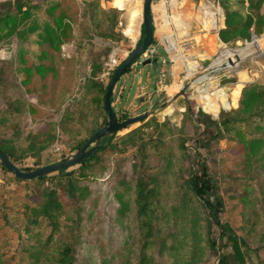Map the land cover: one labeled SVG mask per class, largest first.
I'll return each instance as SVG.
<instances>
[{
	"label": "rangeland",
	"instance_id": "obj_1",
	"mask_svg": "<svg viewBox=\"0 0 264 264\" xmlns=\"http://www.w3.org/2000/svg\"><path fill=\"white\" fill-rule=\"evenodd\" d=\"M7 1L13 0H0V3ZM69 1L72 3L71 13L76 16L73 29L77 36L72 42L63 45L56 55L54 65L57 66V76L50 75L46 82H39L40 79L34 81L38 100L25 96L20 86L22 77H11L12 90L7 95L12 96L15 103L18 99L31 100L37 111L20 123L21 136L11 138V146L16 156L12 162L22 171H33L65 160L76 153L75 148L80 142L86 141L92 133L107 126V113L92 103V98L97 93L94 85L107 87L114 71L136 49L137 42L141 39L144 0H123L125 11L122 14L125 24L122 29L121 26L116 29L120 35L117 39L97 36V31L109 32V29L105 24L96 30L92 24L93 10L88 5L93 0ZM239 1L228 0L232 6H236ZM161 2L169 7L171 0H154L153 6ZM180 2H184V5H179L176 11L181 14L189 10L190 34L197 36L195 46L199 54L195 57L194 71L186 74L183 63H177L166 53L163 41L164 23L161 17L155 16V54L149 59H140L121 78L114 90L112 104L120 122L125 115L135 118L149 114V118L119 132L113 141L115 150L104 154L96 172H88V178L83 180L87 183L90 194L81 206L76 205L83 218L82 239L76 255L78 264H135L139 241L132 211L134 204L131 203L130 211L121 213V206L114 197V187H117L121 175L129 174L137 165L142 141L159 136L170 145L169 150L178 152L175 140L181 137L186 140L188 154L195 158L196 139L203 128L189 119L188 112L191 110L197 114L202 111L218 119L223 110L237 108L238 99L247 85H264V52L253 45L262 34H253L249 42L223 46L214 57H207L202 53V35L209 39L210 51H214V39L218 37L220 28L212 31L214 20L206 17L204 11L209 7L208 11L215 18L221 15V11H226H223L221 4L214 5L208 0ZM100 4L104 9H115L112 0H100ZM196 5L195 24L202 32H194L192 28L193 8ZM261 13L264 14V4ZM126 26L128 28L125 32ZM90 35L94 37L91 39ZM181 43L182 46L186 45L184 40ZM34 49L29 42L21 43L17 38L0 43V68L6 67L14 73L21 52ZM112 58L113 64L110 62ZM227 59L232 63H228ZM148 60L152 63L145 64ZM44 83L46 89H42ZM4 106L3 97L0 98V109ZM43 142L47 149L39 153L38 145ZM31 147H34V151L29 153L28 148ZM202 155L199 162H192L191 165L199 169L202 164L206 165L214 186L211 201L220 200L224 203L222 220L229 223L252 246H256L260 238H264V228L258 230V233L249 232L250 225L247 216L241 212L243 202L239 196L245 190L258 193L263 179L258 177L251 180L254 174L243 170L244 157L241 148L232 143L214 142L209 149L202 150ZM103 165L108 170L101 175ZM78 167L75 166L69 171ZM51 175L42 183L40 189H36V184L30 181L16 180L0 163V249L7 256L6 259L13 260L12 264H45L42 252L46 257L50 255L44 250L33 252L34 257L29 251L32 243L38 240L30 235L39 233L38 228L27 232L30 221L27 206L33 207L35 204L30 192L37 196L41 190L50 191L59 187L60 199L65 209L73 205L68 196L66 180L59 182L58 172ZM174 188L166 187L163 191L162 204L168 205L169 210L160 220L165 223V237L175 232L176 222L171 208L175 204ZM245 205L252 211H264L261 202L254 204L252 199L244 200V207ZM199 213L202 218V213ZM177 219L179 220V216ZM48 234L47 230L43 233L44 236ZM66 235L64 230L60 237L65 238ZM213 236L218 238L217 228H214ZM262 258L264 259V255ZM38 259L41 263H37ZM194 261L197 264H218V257L214 253L196 250Z\"/></svg>",
	"mask_w": 264,
	"mask_h": 264
},
{
	"label": "trees",
	"instance_id": "obj_2",
	"mask_svg": "<svg viewBox=\"0 0 264 264\" xmlns=\"http://www.w3.org/2000/svg\"><path fill=\"white\" fill-rule=\"evenodd\" d=\"M208 1L214 5L221 4L223 11L226 12H223L219 35L214 39V51H210L209 39L202 35L201 48L205 56L214 57L223 46L249 42L253 34H262L264 14L261 13V9L264 0H240L236 6L230 5L228 0ZM112 4L115 9L110 10L104 9L100 0H93L88 5L93 10L92 24L96 30L105 24L108 26L109 32L97 31L99 37L117 39L120 35L116 29L119 26L121 29L124 27L123 0H112ZM196 7L197 5L193 8V28L197 32H202L195 24ZM71 8L72 3L69 0H13L0 3V43L17 38L19 42H29L35 48L34 51L21 52L14 73L6 67L0 68V98L4 97L5 102L4 108L0 109V150L9 156L11 161L16 159L11 138L20 137L22 134L20 123L27 116L35 115L37 112L31 100L18 99L15 103L14 98L7 95L12 90L11 77H22L20 86L25 96H32L38 100L34 81L40 79L39 82H46L50 75L57 76V66L54 65L56 55L63 45L72 42L77 36L73 29L76 16L71 13ZM134 17L135 22V13ZM189 17L191 21V13ZM127 28L128 26L125 32ZM189 31L191 32V23ZM143 35L142 25L141 38ZM92 36L90 35L91 39L94 37ZM138 43L139 41L137 46ZM108 86L94 85L97 93L92 98V103L96 108L104 110ZM42 89H46V83ZM188 114L190 120H194L203 128L196 139L195 158L188 154L186 140L181 137L175 140L178 152L169 150L170 145L159 136L142 141L137 165L129 174L121 175L117 187H114V197L121 206V213L130 211L131 203L134 204L132 211L139 241L135 264H197L194 261L196 250L214 253V256L218 257V264H264L262 258L264 238L261 237L259 243L252 246L229 223L224 222L221 218L224 203L220 200L211 201L214 186L206 165L202 164L200 169L198 163L196 165L198 168L191 165L192 162H199V159L203 158L202 150L209 149L214 142L226 141L240 147L244 157L243 170L254 174L251 180L258 177L263 179L258 193H249L245 190L240 194L239 198L243 202L240 209L247 216L251 234L258 233V230L264 228V211L260 213L257 210L252 211L248 205L244 207V200L252 199L254 204L261 202L264 208V85L257 83L247 85L238 99L237 108L223 110L218 119L202 111L195 114L190 110ZM128 119L129 117L125 115L122 122ZM115 137L102 141L100 149L83 161L78 169L58 172L59 182L66 180L68 184V196L72 200V207L65 209L60 199L59 187L50 191L41 190L37 196L36 193L30 192L35 204L33 207L27 206L30 212L27 232L30 229H39V233L30 235L38 238L32 243V251L29 250L32 256L35 257L33 252L45 250L50 253L46 257L42 252L45 264H78L76 255L82 239L83 218L76 205L81 206L90 194V189L83 180L88 178V172H96V167L101 164L104 154L115 150L113 145ZM86 141L80 142L75 151L80 150ZM38 146L39 153L47 149L44 142ZM33 149L34 147L28 148V152L32 153ZM101 170H103L101 175H104L108 168L103 165ZM48 176L30 183L36 184V189H40ZM15 179L23 181L16 177ZM172 186L175 187L173 190L175 204L171 208L176 225L175 232L165 237L163 233L165 223L160 220L169 210L168 205L162 204L163 191L166 187ZM199 212L202 213L205 223L202 222ZM214 228L219 230L218 238L213 236ZM45 230L49 231L47 236L43 235ZM64 230L67 235L62 238L60 236ZM6 258L0 249V264H12L13 260ZM40 259L37 263H41Z\"/></svg>",
	"mask_w": 264,
	"mask_h": 264
},
{
	"label": "water",
	"instance_id": "obj_3",
	"mask_svg": "<svg viewBox=\"0 0 264 264\" xmlns=\"http://www.w3.org/2000/svg\"><path fill=\"white\" fill-rule=\"evenodd\" d=\"M154 0H144L143 5V27L144 35L140 39L136 49L123 61L115 70L112 75L111 82L106 91V98L104 102V111L108 115V125L95 131L89 139L84 143L80 150L74 155L66 158L65 160L38 168L33 171L20 170L9 158V156L0 150V163L2 167L11 173L14 177L23 181H34L44 176L56 172H64L70 170L75 166H79L83 161L91 157L101 147L103 139L108 137H114L119 132L131 127L135 124L145 122L149 118V114H144L135 118H129L126 121L119 122L117 114L112 105V98L116 85L120 82L121 78L125 75L128 69H130L137 61H139L143 54L153 46L154 44V27L152 6ZM256 47L264 52V32L257 41ZM156 63V61H154ZM232 63L231 60L228 61ZM152 63L151 60L145 62V64ZM110 143V141H108Z\"/></svg>",
	"mask_w": 264,
	"mask_h": 264
},
{
	"label": "bare ground",
	"instance_id": "obj_4",
	"mask_svg": "<svg viewBox=\"0 0 264 264\" xmlns=\"http://www.w3.org/2000/svg\"><path fill=\"white\" fill-rule=\"evenodd\" d=\"M161 4V18L163 20L165 29L163 32V41L166 45L165 51L177 63L182 62L185 67L186 74H190L192 71H194V65L196 63L195 57L197 56L198 52L195 46L197 36L191 35L189 31V10H186L184 13L181 14L177 13V7L179 5H184V2H180V0H171L169 7H167L164 2H161ZM222 15L223 13L221 11V16ZM212 27H214V25ZM182 40L186 41L185 46H182ZM257 43L258 42L255 41L253 45L256 46ZM227 60L229 61L230 59Z\"/></svg>",
	"mask_w": 264,
	"mask_h": 264
},
{
	"label": "built area",
	"instance_id": "obj_5",
	"mask_svg": "<svg viewBox=\"0 0 264 264\" xmlns=\"http://www.w3.org/2000/svg\"><path fill=\"white\" fill-rule=\"evenodd\" d=\"M209 7H207V11H204V15H206V17H208L209 19H213L214 22L212 23V26L214 25V27H212V31H216L217 29H219L220 27V20L223 17V15H219L217 16V18H215V15H211L210 12L208 11ZM223 13V12H222ZM154 46H152L151 48H149L142 56L141 59L146 60L151 58L152 56H154L155 54V50L153 48ZM110 62H112V64L114 63V58L110 59Z\"/></svg>",
	"mask_w": 264,
	"mask_h": 264
},
{
	"label": "crops",
	"instance_id": "obj_6",
	"mask_svg": "<svg viewBox=\"0 0 264 264\" xmlns=\"http://www.w3.org/2000/svg\"><path fill=\"white\" fill-rule=\"evenodd\" d=\"M158 6H160V8L162 7V4L160 3H158V4H156V5H154L153 7H152V16H153V27H154V41H155V36H156V34H157V31H155V25H154V21H155V16H159V17H161V10L160 9H157L158 8ZM222 21H223V17H222V19L220 20V27L219 28H221L222 27ZM193 28V27H192ZM194 30V29H193ZM194 32H195V30H194ZM156 33V34H155Z\"/></svg>",
	"mask_w": 264,
	"mask_h": 264
}]
</instances>
